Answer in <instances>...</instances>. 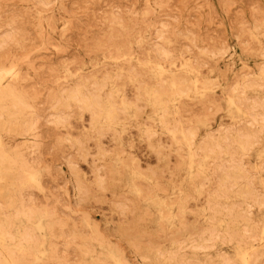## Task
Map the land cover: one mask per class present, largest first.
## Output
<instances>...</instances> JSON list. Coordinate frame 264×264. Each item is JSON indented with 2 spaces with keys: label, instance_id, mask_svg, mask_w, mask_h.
<instances>
[{
  "label": "rangeland",
  "instance_id": "rangeland-1",
  "mask_svg": "<svg viewBox=\"0 0 264 264\" xmlns=\"http://www.w3.org/2000/svg\"><path fill=\"white\" fill-rule=\"evenodd\" d=\"M0 159V264H264V0H0Z\"/></svg>",
  "mask_w": 264,
  "mask_h": 264
},
{
  "label": "bare ground",
  "instance_id": "bare-ground-1",
  "mask_svg": "<svg viewBox=\"0 0 264 264\" xmlns=\"http://www.w3.org/2000/svg\"><path fill=\"white\" fill-rule=\"evenodd\" d=\"M93 104H94V103H93ZM3 144H4V143H3ZM0 160H1V159H0ZM1 163H2V162H1ZM14 165H15V164H14ZM16 167H17V166H16ZM14 181H15V180H14ZM21 183H22V182H21ZM239 195H240V194H239ZM152 199H153V198H152ZM10 201H11V200H10ZM168 204H169V203H168ZM170 205H172V204H170ZM175 206H176V205H175ZM181 208H182V207H181ZM231 210H232V209H231ZM231 210H230V211H231ZM162 211H164V209H163ZM164 214H165V213H164ZM166 215H168V214H165V218H166ZM20 217H21V216H20ZM230 217H231V216H230ZM167 218H168V216H167ZM232 218H233V217H232ZM224 219H225V218H224ZM230 220H231V219H230ZM235 220H236V219H235ZM237 221H238V220H237ZM231 224H232V225H230V226H233L234 222L231 223ZM38 226H39L41 229L43 228V224H42V223H39ZM12 230H13V229H12ZM227 231H228V230H227ZM229 231H230V230H229ZM216 232H217V231H216ZM250 232H251V231H250ZM0 233H1V232H0ZM2 234H3V233H2ZM2 234H1V235H2ZM49 234H50V233H49ZM225 234H226V233H225ZM227 234H229V233H227ZM3 235H4V234H3ZM3 235H2V236H3ZM27 235H28V234H27ZM164 235H165V234H164ZM4 236H5V235H4ZM52 236H53V235H52ZM13 237H14V236H13ZM27 237H28V236H27ZM172 237H173V236H172ZM229 237H230V236H229ZM24 238H26V237H24ZM173 238H174V237H173ZM173 238H171V239H173ZM204 238H205V237H204ZM224 239H225V238H224ZM224 239H223V240H224ZM229 239H230V238H229ZM169 240H170V239H169ZM223 240H222V241H223ZM225 240H226V239H225ZM172 241H173V240H172ZM172 241H171V242H172ZM174 241H175V239H174ZM176 241H177V240H176ZM226 241H227V240H226ZM226 241H225V242H226ZM228 241H229V240H228ZM228 241H227V243H229ZM101 242H102V241H101ZM168 242H170V241H168ZM230 242H231V239H230ZM14 243H15V242H14ZM25 243H26V242H25ZM176 243L178 244V241H177ZM183 243H184V242H183ZM231 243H232V242H231ZM21 244H22V243H21ZM101 244H102V243H101ZM208 244H209V243H208ZM232 244H233V243H232ZM236 244L239 245L240 243H237V242H236ZM244 244H245V243H244ZM244 244H243V245H244ZM245 245H246V244H245ZM240 246H241V245H240ZM176 247H177V245H176ZM247 247H248V246H246V248H247ZM243 256H244V255H243ZM246 256H247V255H246ZM246 256H245V257H246ZM173 259H174V258H173ZM176 259H177V258H176ZM168 260H169V258H168ZM174 260H175V259H174ZM246 260H247V259H246ZM244 261H245V260H244ZM243 264H244V263H243Z\"/></svg>",
  "mask_w": 264,
  "mask_h": 264
}]
</instances>
